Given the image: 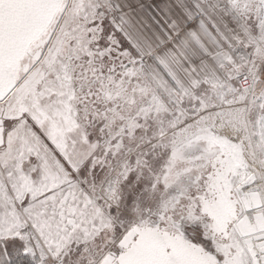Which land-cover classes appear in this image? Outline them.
Segmentation results:
<instances>
[{
	"label": "snow or ice",
	"instance_id": "snow-or-ice-1",
	"mask_svg": "<svg viewBox=\"0 0 264 264\" xmlns=\"http://www.w3.org/2000/svg\"><path fill=\"white\" fill-rule=\"evenodd\" d=\"M0 264H264V0H0Z\"/></svg>",
	"mask_w": 264,
	"mask_h": 264
}]
</instances>
